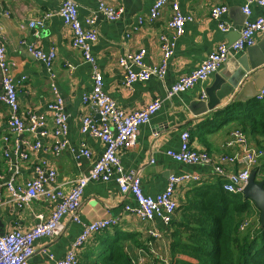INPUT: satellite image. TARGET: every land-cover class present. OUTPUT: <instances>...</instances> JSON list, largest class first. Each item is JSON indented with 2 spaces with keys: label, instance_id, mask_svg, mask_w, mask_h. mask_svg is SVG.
Returning a JSON list of instances; mask_svg holds the SVG:
<instances>
[{
  "label": "crops",
  "instance_id": "obj_1",
  "mask_svg": "<svg viewBox=\"0 0 264 264\" xmlns=\"http://www.w3.org/2000/svg\"><path fill=\"white\" fill-rule=\"evenodd\" d=\"M74 1L79 6V16L82 22L94 17L97 10L96 0ZM107 1L110 6L123 9V16L121 19L109 22L103 15H96L99 40L94 45L93 53L97 60L98 70L104 76V89L115 100L118 107L129 113L142 108L154 99H164L170 86L179 78L196 70L216 47L223 42H235L246 20V15L242 12L243 0H175L181 12L184 15H192L194 21L186 25L184 35L177 39L174 54L168 63L166 77L163 80L151 78L148 82H136L131 90H128L124 86L125 71L119 66L118 60L132 51L144 49L147 51L145 64L149 67L159 64L163 58L160 37L167 39L174 37V32L168 28L173 15L172 4L164 8L162 18L155 22H146L135 30L141 17L149 18V11L154 0ZM223 5L228 7V13L223 16L222 22L231 27L227 33H222L219 22L215 21L210 13L212 8ZM59 7V0H0V38L4 40L6 54L14 66L12 73L19 87L20 105L24 114L35 113L50 118L47 104L52 99L48 72L43 63L37 62L28 54L27 44H33L44 51L55 49L58 55L55 64V71L58 73L57 86L69 116V145L75 149L81 144L87 146L93 158L92 160L85 158L78 160L70 150H66L59 158H54L51 151V138H48L43 140L41 152L35 153L30 160L18 161L13 157L18 170L14 174H8L4 154L6 149L13 151L12 141L15 136L7 126L9 110L0 103V174L7 179L14 178L17 183H24L33 176L32 162L44 159L56 169L57 185L63 184L66 189H70L74 180L92 169L94 162L103 154L105 145L99 139L81 134L80 119L82 116L84 114L97 115L93 108L85 107L82 103V97L92 88V71L91 67L84 62L82 53L72 47L70 31L63 25L61 18L56 16ZM251 11L253 12L252 19L264 15V9L256 5L251 7ZM45 14L54 16L46 21L44 28L36 30L29 27L31 22L37 21ZM37 32L40 35L39 39L35 36ZM248 50L233 56L234 59L238 61L246 56ZM251 50H257L255 60L262 62L259 70L261 71L264 69V35L258 36ZM246 63H250L248 59ZM224 70L232 72L231 68H226L223 64L218 73ZM216 74L205 83L197 84L187 93L164 101L162 109L152 117L148 124L140 128L138 145L121 154L120 161L124 168L127 171L139 172L145 194L153 196L164 192L169 177L175 174L200 176L204 185L222 182L209 168L188 167L166 155V152L171 149H179L180 134L184 130L190 131L192 145L197 150L214 157L232 154V149L226 144L229 134L239 129V123L236 121L238 114L218 117L216 113L236 101L233 96L236 92L221 102L215 114L196 117L191 110L194 107H203L200 104L207 100V95L206 98L202 95L212 87ZM23 78L26 79L25 82L22 81ZM255 78L257 83H264V70L255 75ZM247 82L250 83V78ZM253 88L255 87L248 90L250 94L254 93ZM5 136L9 137V141L4 142ZM28 136L24 134L21 138ZM259 140L262 141L261 146L263 147L264 138ZM248 141L253 147L259 148L249 136ZM233 170L236 168L228 167L227 172ZM187 191L189 190L186 188L177 190L176 198L179 204L187 201ZM6 200V188L1 186L0 233H7L16 227L22 229L32 227L37 223V215L49 216L50 214L51 208L46 201L35 202L31 208L19 212ZM82 200L80 215L86 223L117 217L122 219L121 230H119L125 236L123 244L133 264H155L160 261L150 254L151 250L147 245L150 231H158L164 236V239L155 241L157 254L164 261H173L174 257L170 253L171 228L166 227L161 220H155L154 224L149 226L143 225L125 213L124 206L126 203H131V199L121 194L116 181L90 183L84 191ZM116 231L110 229L106 232L112 239H116ZM80 232L81 228L67 219L62 232L57 237L44 239L36 244V252L29 264H53L47 254H52L58 260L63 259L70 244ZM94 236L93 239L98 235Z\"/></svg>",
  "mask_w": 264,
  "mask_h": 264
},
{
  "label": "built area",
  "instance_id": "obj_2",
  "mask_svg": "<svg viewBox=\"0 0 264 264\" xmlns=\"http://www.w3.org/2000/svg\"><path fill=\"white\" fill-rule=\"evenodd\" d=\"M59 1L60 7L56 16L61 18L63 25L70 31L72 47L82 53L84 62L91 67L92 71V88L82 97V103L85 107L93 108L97 115L84 114L80 119V131L82 135L99 139L105 145V149L94 162L92 169L74 180L70 189H66L63 184L57 185L56 169L44 159L32 162L33 176L24 183H17L14 178L7 179L0 174V187L5 186L7 192L6 202L14 206L16 210L24 212L35 202L43 201L48 202L51 208L49 216L37 215V223L32 227L25 229L16 227L7 233H0V264H29L36 252V244L41 240L57 237L62 232L67 219L77 224L81 232L70 244L63 259L58 260L52 254H47V256L53 264H80L81 250L92 241L94 235L122 224V219L118 217L92 223H86L81 219L80 208L84 191L90 183L98 181L114 180L118 183L121 194L131 199V203L125 204L124 212L135 220L147 226L154 224L155 220H161L166 227L170 228L179 206L176 198L177 190L200 185L203 179L192 174L171 175L164 192L149 196L143 192L139 172L127 171L120 161V156L125 150L134 149L138 145L140 128L148 124L152 117L162 109L164 101L187 93L197 84L205 83L221 69L230 55L235 56L253 47L258 36L264 35V15L252 19L253 12L251 11L253 5L264 9V0H243L242 12L245 13L246 20L235 42H223L216 47L196 70L179 78L170 86L164 99H154L142 108L129 113L118 107L115 100L104 89V76L98 70L97 60L93 53L94 45L99 40L96 15H103L109 22H112L122 18L123 9L110 6L107 0H96L97 10L94 17L82 22L79 16V6L74 0ZM169 3L172 4L173 15L168 28L174 32V37L172 39L160 37L163 58L159 64L147 66L144 62L147 51L144 49L132 51L118 60L119 66L125 71L124 86L128 90H131L136 82H148L151 78L163 80L166 77L168 63L174 54L177 39L184 35L186 25L194 21L192 15H184L181 12L175 0H154L149 11V18L141 17L135 30L146 22H155L162 18L163 10ZM210 13L211 17L219 22L222 33L229 32L231 27L222 22L223 16L228 13V7L217 6L212 8ZM53 16L45 14L37 21L31 22L29 27L36 30L44 28L46 21ZM35 36L39 39V32ZM26 49L34 60L44 64L48 72L52 95L51 101L47 104L50 118L46 115L22 112L19 87L12 73L14 66L6 54V44L0 38V103L9 110L7 126L15 136L12 141L13 151L6 149L4 154L7 173L14 174L18 170L13 157L18 161L30 160L35 153L41 152L42 142L48 138H51V151L54 158H59L66 150H70L78 160L80 158L92 160V152L87 146L81 144L75 149L69 145V116L57 86L58 73L55 71V64L58 55L55 49L44 51L33 44H27ZM25 80V78L22 79L23 82ZM202 97L206 98V94ZM263 99L264 87L257 96V100L262 101ZM24 134L29 136L22 139ZM3 140L4 142L9 141V137L5 136ZM180 143L178 150L171 149L166 152V155L188 167L209 168L222 180L224 191L232 194H242L251 173L259 167L264 157V149L253 147L241 129H235L229 134L226 146L232 149V154L214 157L197 150L192 145L191 134L188 130L180 134ZM150 162L154 163V161ZM228 167L236 168V170L227 172ZM148 236L147 245L151 250L150 254L160 260L155 264H173L172 261H164L155 250V241L164 239L162 233L150 231Z\"/></svg>",
  "mask_w": 264,
  "mask_h": 264
},
{
  "label": "trees",
  "instance_id": "obj_3",
  "mask_svg": "<svg viewBox=\"0 0 264 264\" xmlns=\"http://www.w3.org/2000/svg\"><path fill=\"white\" fill-rule=\"evenodd\" d=\"M236 113L239 129L263 150L259 139L264 138V99L233 101L216 116ZM256 170V178L264 181V162ZM188 190L187 201L179 204L170 227L173 264H264V227L249 200L242 194L225 192L221 181ZM253 214L258 215L256 221ZM113 229L117 238L112 239L108 230L97 234L94 242L81 250L80 264H133L121 227Z\"/></svg>",
  "mask_w": 264,
  "mask_h": 264
},
{
  "label": "water",
  "instance_id": "obj_4",
  "mask_svg": "<svg viewBox=\"0 0 264 264\" xmlns=\"http://www.w3.org/2000/svg\"><path fill=\"white\" fill-rule=\"evenodd\" d=\"M254 47V46H253ZM253 47L248 48L246 56H243L238 61L234 59L233 55H230L225 61L224 66L231 68L224 70V72H217L215 76V82L210 89L206 91L207 100L202 101L200 105L202 108H192V112L196 117L205 116L207 114H215L220 106L221 102L226 98L233 96L237 102L251 101L257 98L259 91L264 86V83H257L255 75H258L261 71V63L255 60V54L257 50H251ZM250 62L249 64L246 61ZM264 63V62H263ZM250 78V83L247 80ZM253 84V85H252ZM254 93L248 92L252 87ZM0 89H1V73H0ZM99 119V116H97ZM257 171H253L250 175V179L242 192V196L249 200L251 204L258 210L261 217V227H264V181H259L257 178Z\"/></svg>",
  "mask_w": 264,
  "mask_h": 264
},
{
  "label": "rangeland",
  "instance_id": "obj_5",
  "mask_svg": "<svg viewBox=\"0 0 264 264\" xmlns=\"http://www.w3.org/2000/svg\"><path fill=\"white\" fill-rule=\"evenodd\" d=\"M263 161H264V159H263ZM263 161H261V163H260V165H262L263 164ZM260 169V168H259ZM258 173V172H257ZM260 174H261V171H260ZM261 177V176H260ZM254 215V220L253 221H256L257 219H258V215L257 214H253Z\"/></svg>",
  "mask_w": 264,
  "mask_h": 264
},
{
  "label": "bare ground",
  "instance_id": "obj_6",
  "mask_svg": "<svg viewBox=\"0 0 264 264\" xmlns=\"http://www.w3.org/2000/svg\"><path fill=\"white\" fill-rule=\"evenodd\" d=\"M170 4V3H169ZM171 19V18H170ZM257 100V99H256ZM211 156V155H210ZM247 200V199H246ZM255 218V217H254ZM251 221V220H250ZM249 225V224H248Z\"/></svg>",
  "mask_w": 264,
  "mask_h": 264
},
{
  "label": "clouds",
  "instance_id": "obj_7",
  "mask_svg": "<svg viewBox=\"0 0 264 264\" xmlns=\"http://www.w3.org/2000/svg\"><path fill=\"white\" fill-rule=\"evenodd\" d=\"M263 161V160H262ZM260 166V165H259ZM257 171V170H256ZM258 172V171H257Z\"/></svg>",
  "mask_w": 264,
  "mask_h": 264
}]
</instances>
